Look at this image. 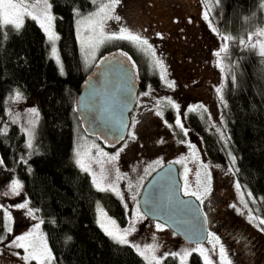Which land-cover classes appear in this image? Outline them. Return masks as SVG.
Listing matches in <instances>:
<instances>
[{
  "label": "trees",
  "instance_id": "16d2710c",
  "mask_svg": "<svg viewBox=\"0 0 264 264\" xmlns=\"http://www.w3.org/2000/svg\"><path fill=\"white\" fill-rule=\"evenodd\" d=\"M49 1L56 17L54 28L60 37L58 50L64 67L63 75L49 58L45 33L37 21L27 18L19 32L12 27L4 29L6 39L0 34V161H3L0 163L3 170L0 181L10 177L21 181L22 193L29 208L36 210L43 221L42 228L54 257L53 264H146L131 247L114 243L99 228L96 204H101L121 225L126 224V207L113 194L98 191L73 159L74 127L79 126L85 134L75 112V97L94 68L87 71L82 61L76 41L75 19L77 12L84 14L91 11L94 2ZM184 1L185 5L179 7L178 0H120L117 14L122 25L134 34H139L135 21L140 18L144 21L152 19L168 27L175 34L169 35L170 40L176 43L175 52L188 69L187 74L195 83L194 87H206L199 78V72H196L205 65L203 45H198L200 40L192 36L195 21L192 6H197V0ZM170 3L176 6L179 13H187L184 20L189 24L188 31L194 42L188 39L185 26L184 30L179 28L174 33V24L180 19L167 13ZM263 4L264 0H219L211 21L218 33L238 36L259 18ZM161 13L165 14L164 18L158 19ZM120 44L112 47L103 60L118 53L131 57L132 54L122 49ZM222 56L232 64L230 70H223V75H220L227 104L225 107L220 103L217 109L220 126L227 136L231 157H235L232 167L236 181L254 200L255 204L250 203L251 211L264 219V58L242 48L237 42H228V52L221 54V66H217V62L212 66L213 73L220 72L219 67L225 65ZM217 59V56L214 57V60ZM131 60L143 91L146 89L144 78L140 77L133 57ZM190 67L193 69L189 70ZM183 75L186 78L185 73ZM17 91L27 102H34L39 113L32 148H28L26 134L8 119V101ZM203 109L190 112L186 124L199 138L206 158L226 164L225 150L217 141ZM4 223V214L0 209V235L6 237V243L14 232L11 235L6 233ZM68 236L72 237L71 241L66 239ZM135 240L130 241L135 243ZM164 264L179 263L169 254ZM190 264L203 262L197 253H193Z\"/></svg>",
  "mask_w": 264,
  "mask_h": 264
},
{
  "label": "rangeland",
  "instance_id": "374dc122",
  "mask_svg": "<svg viewBox=\"0 0 264 264\" xmlns=\"http://www.w3.org/2000/svg\"><path fill=\"white\" fill-rule=\"evenodd\" d=\"M178 1L179 3L177 4L179 7L185 5L184 0ZM93 2L94 8L87 13L79 14V17L98 12L101 5L110 4L111 0H93ZM211 3L213 7L210 20L212 19L211 15L216 1L211 0ZM171 4L172 3L168 5V9L166 10L167 13L173 18L177 17L180 19V22L174 24V33L179 28L184 30L185 27V31H188L189 24L187 25V22L184 20V16H186L187 13H184V11L179 13L176 6H171ZM118 5L119 3L111 10L112 18L108 19L105 23V35L113 33L119 34L120 29L124 27L120 20L115 19L116 16H119L117 14ZM188 5L190 4L188 3ZM192 7L195 13L193 16L195 21L193 23L194 33L192 36H197V39L200 40V43L197 44L200 46L203 45L205 61V65L198 68L196 72H199V78L203 80L206 87H194L195 83L190 80L187 74L188 69H186L184 62L178 58L175 52L176 43L170 40L169 35L175 36V34L170 32L168 27H163L161 22H153L152 19L144 21L143 18H140L135 21V25L138 33L141 34L143 38L148 39L149 44L153 46L155 58L151 56V53L141 51L138 46L127 40H111L100 44L95 50L94 58L90 57L88 62L85 63L84 52L81 50L80 43L77 39L78 25L76 21L78 16H76V41L86 70L89 71L98 65L107 56L106 54L112 47L123 43L120 44V47L128 50L129 53L132 54V56H130L131 58L133 57L136 63V69L138 73H140V77L142 76L144 78L143 81L146 89L140 94L142 95L148 92L149 95L143 94V96H146V108L142 109L140 113L138 112L139 114L134 113L128 129L127 138L114 150L105 148L96 139L85 135L80 130L79 126H75L73 132L74 163L80 169L76 164V152L79 150L84 158L85 164L90 166L91 173L98 179L103 176L104 186L113 185L118 190L119 195L113 191L105 192L113 194L126 207V224L121 225L98 203L95 208L96 222L99 216V209H102L109 218L115 220L117 226L121 230L133 226L131 222L135 221V231L131 233L128 239L131 240L135 238V244H138L142 249L146 245H156L155 255L160 260V264H164L165 257L173 252L177 253L174 257L179 264H190V256L193 253H197L204 264L203 256H201L199 252L192 251V249L197 247L205 249L211 264H220L219 249L221 246L224 247L227 259L231 261V264H264V224L260 223V220L264 219L259 218L260 216H255L257 213L254 211V215L251 211L250 203L255 204L254 200L252 201L251 195L236 181L231 156L229 155L227 136L220 126L221 123L217 111L218 106H221V101L216 89L217 87L224 86V83L220 79V75H223V70L224 72L225 70H230L232 63L229 60L226 61V58L222 56V59L226 61L225 65L221 68L219 67L220 72L213 73L212 66L216 65L215 62H217L214 60V57H216L215 53L219 51L224 41L221 39L220 35L211 30L209 21L203 18L205 0H197V6L193 5ZM42 10L43 3L41 0L35 8V12L39 15ZM194 13H192V15ZM164 15V13L159 14L158 19L164 18ZM188 16H190V14H188ZM261 28H264V4L263 10L261 9L259 12V18L252 21V24H249L238 36L232 35L234 39L229 42L239 43L240 39L247 41L249 34H254ZM84 34L86 36L89 35L86 28L84 29ZM186 35L188 39L194 42L189 31ZM256 39L264 40V37L254 36L253 42H255ZM47 43L49 58L53 60L60 72V66L51 55V44L48 41ZM56 46L58 50V41H56ZM242 48L250 49L258 54V49H253L251 47ZM154 59L162 61L166 79L172 82L173 87H168L166 82L161 79V70L155 66ZM139 62H141V64H139ZM192 69L193 67L189 68V70ZM184 73L187 79L183 75ZM150 79H152V81H150ZM149 86L151 87L149 88ZM168 100H171L172 103L176 104L178 107L173 108L168 104ZM195 100L199 102L193 103ZM197 105H204V109H207V111H204V109L202 111L206 113L207 118L213 126V133L217 141L225 150L228 160L226 164L222 165L208 160L201 150L199 140L187 127L186 118L190 113L188 109ZM32 108L37 109L36 104L32 101L27 102L23 97L17 101L14 95L11 96L8 101V119L18 125L26 134L27 142L29 141L28 130L31 129L32 131V142L39 120V118L34 117L30 112ZM198 109L201 111L200 108ZM158 110L163 113V116L156 115ZM178 115L184 126L183 129L177 127L175 124ZM133 119L136 121L135 127H133ZM33 121L34 126L32 123ZM169 125H171V127ZM130 132L135 134L134 140L129 137ZM161 140L163 143L160 142ZM189 145L192 147H189ZM121 149L123 150L120 151ZM193 149L195 150V156L193 155ZM117 152H119L118 158L114 161L110 160V157L115 156ZM181 160L182 162H177ZM157 161H159V163H157ZM167 163H174L179 168L182 195L184 197L191 196L195 198L200 206H202L204 214L209 219L219 223L225 229L229 228L228 230L233 232L231 233V237L224 241L217 231V228L212 227L208 230V237L205 242L200 244L187 243L165 225L157 221L149 220L142 214L138 205L140 193L149 177ZM205 164L208 166L206 169L202 167V165ZM185 168L188 169L187 173H185ZM2 171V167L0 166V176L2 175ZM198 172L200 173L199 177L197 176ZM85 173L89 176L91 181H93V175L88 172ZM117 177H119V179H117ZM2 178L3 177H0V180H2ZM209 178L210 191L202 195L201 199H197L194 195L184 194L185 184L188 185L190 192L202 193L203 186L208 183ZM12 180L19 179L10 177L8 180H4L5 182L0 181V209L4 214V220L6 213L12 217L11 227L14 234L9 241L15 236L29 232L34 225L42 221L36 210H33L35 216V218H33L27 214V209L16 207V205L25 202L26 199L22 193V188L17 195L11 193L10 185ZM237 185H239V187ZM137 213H139V216H137ZM157 225H160V229L157 228ZM238 229H242L246 233L245 237L242 238L241 241L239 240V242L235 239L239 236V234L236 233ZM39 232L45 237L42 223L40 224ZM209 233L218 237L220 243L216 244L214 240H211ZM251 240H254V244L251 243ZM8 242L0 246V264H24V261L20 258V256L24 254L23 250L7 247L6 245ZM14 251L20 253V256L12 255L11 253ZM184 251H188L190 255L182 262L181 256ZM245 253H247L246 256ZM145 263L147 264L146 261ZM29 264H36V261H30Z\"/></svg>",
  "mask_w": 264,
  "mask_h": 264
},
{
  "label": "snow or ice",
  "instance_id": "6c2138e0",
  "mask_svg": "<svg viewBox=\"0 0 264 264\" xmlns=\"http://www.w3.org/2000/svg\"><path fill=\"white\" fill-rule=\"evenodd\" d=\"M41 2V0H0V34H2L3 38H7V33L3 30L11 26L16 32H19L24 25V20L26 18H31L33 20H36L39 24L40 28L44 31L47 41L51 44V55L56 59L57 64L60 66V73L61 75L64 74V67L60 59V55L57 50L56 41L60 39V37L57 35V33L54 31V20L56 17L52 14V4L49 2V0H42L43 3V10L42 12L37 15L35 12V8L37 5ZM119 3V0H111L110 4H104L100 6V9L98 12L91 13L87 16L79 17V13L77 12L78 19L76 21L78 25L77 29V39L80 43L81 50L84 52V59L85 63L88 62L89 58H94L95 50L99 47L100 44L104 43L105 41H111V40H127L134 45L138 46L141 51L151 53V56L155 58V51L153 50V46L149 44L148 39L143 38L139 34H134V32L129 31L128 28L122 27L119 31V34L113 33L110 35H105L104 26L108 19L112 18L111 10L115 8L116 4ZM216 3H219V0H216ZM212 3L211 0H205V11L203 18L206 21H209V27L214 33H218V29L213 25V23L210 20V14L212 11ZM116 20H120L119 16L115 17ZM87 29L89 35L84 34V29ZM221 37V39L224 41L222 46L220 47L219 51L215 53L217 56V66H221V54H227L228 52V42L232 41L234 38L231 35H225L222 33H218ZM255 37H264V28L259 29L254 34H249L247 41L244 39L239 40V44L242 47L248 48L251 47L253 49H258V54L261 57H264V40L262 39H256L255 42H253V38ZM129 60H131V57H129ZM154 64L156 67H158L161 70V79L164 80L168 87H173L172 82L167 81L166 79V73L164 71V65L161 60L154 59ZM133 67H135V64H133ZM233 81H235V76H233ZM151 86H149L150 88ZM216 92L220 98L221 103L227 107V104L225 102L224 96H223V90L222 86L217 87ZM144 95H149L148 92L143 93ZM22 98V94L17 91L15 95V99L19 101ZM168 104H170L173 108H177L178 106L176 104H173L171 100H168ZM159 107V105H158ZM203 109V105H197L194 107H191L188 109L189 112H196L197 109ZM204 111H207V109H204ZM30 112L34 117L39 116V113L37 109L32 108L30 109ZM157 116H163V113L161 111L156 112ZM210 118V117H209ZM34 126V121L32 122ZM136 121L133 119V127H135ZM175 124L177 127L183 129V124L181 122V119L179 115L177 116L175 120ZM171 127V125H169ZM29 135V141H28V147L32 148V142H31V136L32 131L31 129L28 130ZM129 137L131 139H135V134L130 132ZM163 143V141H160ZM189 147H192L189 145ZM121 149L120 151H122ZM99 154V152H98ZM193 155L195 156V150L193 149ZM231 156V153H229ZM76 164L80 167V169L84 172L91 173V168L89 165H86L84 162V158L79 150L76 152ZM119 152L115 156L110 157V160L114 161L118 158ZM233 165L235 164V157H231ZM26 163V161H24ZM178 163L182 162L177 161ZM0 163H3V161H0ZM159 163V161H157ZM203 168H207L208 166L202 165ZM31 171V169H29ZM188 169L185 168V173H187ZM93 175V185L97 188L98 191H113L116 192L117 195H119L118 190L113 185H108L107 187L104 186L103 181L104 177L101 176L99 179ZM200 173H197V176L199 177ZM119 179V177H117ZM199 184V181H198ZM239 187V185H237ZM23 185L20 183L19 180H12L10 185V191L13 195L19 194L21 188ZM210 191V178L208 180V183L203 186V192H190L189 187L187 184H185L184 187V194L185 195H194L197 197V199H201L202 195L206 194ZM16 207L20 209H27V214L30 217L35 218L33 210L29 208L28 202L25 201L23 203H20L16 205ZM137 216H139V213H137ZM5 223L3 224V229L6 233L9 235L12 234L13 229L11 227V221L12 217L9 214H5ZM43 223V221H40V223H37L34 225V227L27 233L21 234L19 236H15L11 241L8 242L6 245L10 248L15 249H22L23 255L20 256V253L18 252H12L11 254L14 256H20V258L24 261V264H29L30 261H36V264H52V261L54 259L51 250L47 246V241L42 233L39 232L40 224ZM261 224H264V220H260ZM97 224L101 228V230L105 233L106 236H108L114 243L119 245H126L131 247L138 255H140L147 264H160V260L155 255L156 245H146L143 249L133 242H131L128 237L131 235L132 232L135 231V221H132L131 224L133 226H130L129 228H125L121 230L117 224L116 221L109 218L106 213L103 212L102 209H99V216L97 219ZM157 228L160 229V225H157ZM209 237L211 240H214L216 244H219V238L213 236L211 233H209ZM68 241L72 240L71 236H68L66 238ZM6 240V237L4 235H0V244H4ZM193 252H199L201 256L204 258V264H211V261L209 260L208 255L206 254L205 249L197 247L195 249H192ZM172 256H176L177 253L173 252L171 253ZM190 255L188 251H184L183 255L181 256L182 262L186 260V258ZM219 256H220V264H231V261L227 259V255L225 252V249L223 246L219 249Z\"/></svg>",
  "mask_w": 264,
  "mask_h": 264
},
{
  "label": "water",
  "instance_id": "95a60500",
  "mask_svg": "<svg viewBox=\"0 0 264 264\" xmlns=\"http://www.w3.org/2000/svg\"><path fill=\"white\" fill-rule=\"evenodd\" d=\"M138 88L136 70L125 54L95 66L75 97V112L85 134L109 150L120 146L128 134ZM138 205L147 219L165 225L183 241L207 240L210 223L196 199L182 195L176 164L167 163L148 179Z\"/></svg>",
  "mask_w": 264,
  "mask_h": 264
},
{
  "label": "flooded vegetation",
  "instance_id": "af4514ba",
  "mask_svg": "<svg viewBox=\"0 0 264 264\" xmlns=\"http://www.w3.org/2000/svg\"><path fill=\"white\" fill-rule=\"evenodd\" d=\"M141 80L139 79V88H138V91H137V100H136V104L134 106V109L133 111L131 112L130 114V117H129V126H130V122L132 121V117L135 114H137L138 112L140 113L142 109L145 108V100H146V96H143V94L141 95L140 93L142 92L141 91ZM138 113V114H139ZM188 127V126H187ZM191 131V130H190ZM192 133V132H191ZM198 140L199 138L196 137ZM200 141V140H199ZM202 150V149H201ZM202 208V206H201ZM203 210V208H202ZM207 217V216H206ZM209 223H210V228L212 227H216L217 228V231L219 232L220 236L222 237V239L225 241L227 238L231 237V233H233L231 230H228V229H225L223 228V226H221L219 223L209 219L207 217ZM237 234H239V236H237L235 239L239 242V240L241 241L242 238L245 237L246 233L241 229V230H237L236 231ZM248 241V240H247ZM250 242V241H249ZM254 244V242H253ZM246 251V250H245ZM247 253H245V256H246Z\"/></svg>",
  "mask_w": 264,
  "mask_h": 264
},
{
  "label": "bare ground",
  "instance_id": "6f19581e",
  "mask_svg": "<svg viewBox=\"0 0 264 264\" xmlns=\"http://www.w3.org/2000/svg\"><path fill=\"white\" fill-rule=\"evenodd\" d=\"M127 138V137H126ZM125 141V140H124ZM200 142V141H199ZM200 205V204H199Z\"/></svg>",
  "mask_w": 264,
  "mask_h": 264
}]
</instances>
